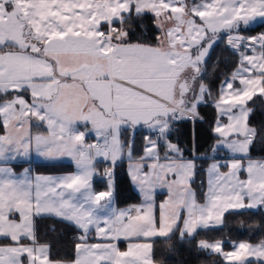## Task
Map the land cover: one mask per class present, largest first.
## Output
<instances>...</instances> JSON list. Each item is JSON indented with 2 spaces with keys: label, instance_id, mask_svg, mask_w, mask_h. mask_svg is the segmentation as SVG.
Wrapping results in <instances>:
<instances>
[{
  "label": "snow or ice",
  "instance_id": "6c2138e0",
  "mask_svg": "<svg viewBox=\"0 0 264 264\" xmlns=\"http://www.w3.org/2000/svg\"><path fill=\"white\" fill-rule=\"evenodd\" d=\"M256 25L264 0H0V264H155L154 245L176 233L224 264H264V239L230 241V250L223 239L196 240L222 231L226 214L264 211V159L251 156L264 130L249 124V102L264 99V32L242 34ZM221 39L238 62L213 95L207 57ZM209 100L215 143L201 202V157L185 158L171 136L178 121L202 119ZM138 129L147 134L135 159ZM33 154L68 157L75 171H15ZM125 157L141 203L119 208L113 169ZM42 220L75 233L70 258L41 240Z\"/></svg>",
  "mask_w": 264,
  "mask_h": 264
},
{
  "label": "trees",
  "instance_id": "16d2710c",
  "mask_svg": "<svg viewBox=\"0 0 264 264\" xmlns=\"http://www.w3.org/2000/svg\"><path fill=\"white\" fill-rule=\"evenodd\" d=\"M151 29L149 36L155 35V29H152L150 21L147 22ZM264 28V25H258L251 30L244 31L243 34L251 36L258 34ZM137 35H140L137 30ZM238 62L237 55L229 51L224 46V40L221 39L214 46L210 55L207 57V73L205 83H207L213 95L217 92L218 86L222 80L227 77L236 67ZM254 108L249 124L258 130H264V99L259 96L253 98L249 103ZM198 112L202 119L195 122L184 121L175 125L171 139L177 143L183 150L184 157H190L193 152L199 156L207 152L214 141L215 137L210 131L211 124L215 119V109L208 101L198 107ZM195 129V136H193ZM143 132L135 134V155L141 153L143 145ZM252 158L264 159V144L259 141L251 151ZM198 175L194 187L197 189V195L202 201L204 187V171L208 166V160L197 161ZM44 166H36L35 169L43 170ZM115 200L119 208L135 205L139 202V196L133 191L129 178L126 173L125 164L120 163L115 167ZM97 190H104L106 187V178H101L94 182ZM244 222L243 230L239 229L240 222ZM226 227L222 231L200 232L196 238L199 239H223L225 249L230 247V241H249L253 244L259 243L264 239V212L263 211H245L243 215L226 214ZM55 223L52 220H42L39 224V236L42 241H48L53 245L52 251L57 259L71 257L72 237L75 235L72 231H66L63 225H56V232L49 231L50 226ZM153 258L155 264H216L213 263L215 255H208L196 248V241H189L187 238L181 240L175 234L171 236L170 243L165 244L158 240L154 245ZM218 264V263H217Z\"/></svg>",
  "mask_w": 264,
  "mask_h": 264
},
{
  "label": "crops",
  "instance_id": "0c3cea01",
  "mask_svg": "<svg viewBox=\"0 0 264 264\" xmlns=\"http://www.w3.org/2000/svg\"><path fill=\"white\" fill-rule=\"evenodd\" d=\"M256 26H258V25H256ZM184 121L193 122L191 120H182V121H178L176 124H179L180 122H184ZM224 122H226L225 119H224ZM42 130L43 129H39V130L33 129L34 132L35 131H42ZM138 131L143 132L145 135L147 134L146 133V130H144V129H138L136 132H138ZM130 137H131V133L130 132H125L123 134V136H122V140L127 141ZM88 142L89 143L95 142V137L94 136H90L88 138ZM140 155H141V153L139 155H135V152H133V157L135 159H138ZM199 156H201V159H197L196 162L197 161H200V160H208V162H209L208 165L212 162L211 159L204 158V157H206V155H204V154L199 155ZM195 157H197V155H195L192 152L190 157H185V158L192 159V158H195ZM226 157H227V154L224 151H220V152H218V153L215 154V158L218 159V160H223ZM253 159H257V158H253ZM103 162L104 161L101 160L97 164V169H98V171L100 173H101L102 163ZM120 163H124L125 164L126 173H127L128 178H129L131 187H132L133 191L139 196V202L137 204H135V205H138V204L141 203V195L138 192V190L136 189V187L131 182V179H130V176H129V173H128L129 163L130 162L125 157L122 160L118 161L117 162V165L120 164ZM36 166H44V168L41 171V170L35 169ZM12 167H14L15 171H17V172H21L23 170V168H25V167H31L33 169L34 174H44V175H63V174H68V173H71V172L75 171L74 162L70 158H68V157L59 158V159H57L55 161H45L42 158L36 157L35 154H33V156L31 157V160L30 161H27L26 162V161H23V160H18V161L14 162L12 164ZM207 167H206V169H207ZM114 170H115V168H114ZM99 179H101V175L95 176L94 179H93V184H94L95 181H97ZM204 184H205V186H204V191H205L206 190V171H204ZM165 198H166V195L163 192H160L156 196V201H157V203H159L162 200H164ZM113 199H114L115 204H116L115 191H114ZM203 200H204V195H203V199H202L201 202H203ZM122 208H127V207H122ZM250 211H254V210H250ZM176 234L179 236V233H176ZM120 246H121V248H124V247H126V244L124 242H121V245ZM230 249H231V244H230V247L228 249H225V250H230ZM217 258H218V264H224V262H222V260H221V258L219 256H217ZM253 264H256V262L253 261Z\"/></svg>",
  "mask_w": 264,
  "mask_h": 264
},
{
  "label": "rangeland",
  "instance_id": "374dc122",
  "mask_svg": "<svg viewBox=\"0 0 264 264\" xmlns=\"http://www.w3.org/2000/svg\"><path fill=\"white\" fill-rule=\"evenodd\" d=\"M261 32H264V28L261 30V31H259V33H261ZM258 33V34H259ZM243 34V33H242ZM244 35V34H243ZM255 35H257V34H254V35H251V36H255ZM245 36H247V35H245ZM224 46L226 47V48H228L227 46H226V43H225V41H224ZM229 49V48H228ZM229 51L230 52H232V50L231 49H229ZM233 53V52H232ZM234 54V53H233ZM236 55V54H235ZM237 58H238V56H237ZM221 84V83H220ZM219 87H220V85L218 86V89H219ZM218 89H217V91H218ZM217 93V92H216ZM216 93L214 94V95H216ZM209 102L211 103V105L213 106V104H212V101L211 100H209ZM251 102V101H250ZM249 102V103H250ZM213 108H214V106H213ZM215 109V108H214ZM215 113H216V110H215ZM225 119V121L227 122V120H226V118H224ZM215 143V139H214V141L212 142V144H211V146H210V148H209V150L207 151V152H205L204 153V155H206L207 157H211L213 154H212V152H211V147L213 146V144ZM199 157H201V156H199ZM104 163V162H103ZM103 163H102V165H103ZM114 170V169H113ZM114 172H115V170H114ZM115 174V173H114ZM208 255H210V254H208ZM215 259H214V261H213V263H218V258H217V256L215 255Z\"/></svg>",
  "mask_w": 264,
  "mask_h": 264
},
{
  "label": "built area",
  "instance_id": "2783aa9c",
  "mask_svg": "<svg viewBox=\"0 0 264 264\" xmlns=\"http://www.w3.org/2000/svg\"><path fill=\"white\" fill-rule=\"evenodd\" d=\"M107 166H108V163L104 162L103 165H102L101 173H103L104 168L107 167ZM101 178H104V177L101 175Z\"/></svg>",
  "mask_w": 264,
  "mask_h": 264
}]
</instances>
